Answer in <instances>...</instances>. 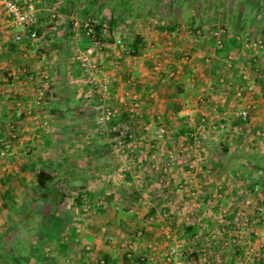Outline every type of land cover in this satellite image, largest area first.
<instances>
[{
  "label": "crops",
  "instance_id": "obj_1",
  "mask_svg": "<svg viewBox=\"0 0 264 264\" xmlns=\"http://www.w3.org/2000/svg\"><path fill=\"white\" fill-rule=\"evenodd\" d=\"M41 1L35 2L39 25L33 44L14 42L18 29L11 26L0 6V117L11 110L9 98L25 100L31 108L30 98H35L37 86L45 80L44 107L48 104L49 112L56 110L58 102L74 110L80 106L90 109L93 121L96 95L86 83L89 73L74 59L90 41L76 33L72 24L63 23L62 14L74 9L70 2ZM187 1L155 0L146 7L140 0H132L117 15L107 0H89L82 8L85 15L87 6L88 10L94 7L91 19L101 25L102 47L95 61L99 76L111 79V103L118 110L114 121L137 136L134 153L124 163L127 172L120 178L128 193L95 192L94 199L106 205L88 213V225H82L87 228L84 235L69 242L62 229H47L44 235L49 249H43L45 253L38 261L31 254L27 264H52L49 256L53 247H58L60 257H69L60 260L62 264H168L165 253L170 248L176 249L183 264H264V52L258 63L252 62L248 58L252 50H241L235 37L264 31L255 25L257 15L247 19L250 27L243 29L239 13L227 20L222 15L211 16L206 8L198 14L203 0L196 6ZM100 8H106V17H99ZM56 12L59 15L52 17ZM221 24L227 29V37L236 40L226 55L211 36ZM118 38L122 46L116 43ZM131 50L137 53L132 55ZM229 53L236 57L230 62ZM135 100L138 106L131 112L129 107ZM245 105L250 106V114L243 122L238 110ZM183 106L193 109L191 120L181 114ZM75 113L74 121L87 119L86 114ZM57 117L65 120L64 115ZM200 117L206 118L210 128L198 127ZM159 125L167 127L165 135L156 133ZM47 128L43 130L49 135ZM195 130L203 146L190 150L193 139L189 133ZM66 131L60 136L61 142ZM5 133L0 127V137ZM20 134L26 141L18 138L11 153L18 154L24 143L28 152L36 154L32 163L50 169L41 154L46 155L52 145L45 146L44 140L37 147L34 141L39 134L33 127L23 125ZM61 146L65 148L63 142ZM170 147L186 149L185 155L170 174L159 176L150 168L161 163ZM187 158L198 164L191 175H187ZM25 164L31 165V160ZM36 174L31 181H36ZM0 181L6 183V190L10 188L6 179ZM247 217L249 222H245ZM17 223L1 224L0 232L19 227ZM221 227L218 238H210V233ZM237 228L239 243L224 245Z\"/></svg>",
  "mask_w": 264,
  "mask_h": 264
},
{
  "label": "rangeland",
  "instance_id": "obj_2",
  "mask_svg": "<svg viewBox=\"0 0 264 264\" xmlns=\"http://www.w3.org/2000/svg\"><path fill=\"white\" fill-rule=\"evenodd\" d=\"M45 1L51 3V1L56 2L58 0H42L41 2ZM88 1L60 0V4L70 2V8L72 6L74 8L71 9L72 11H66L68 13H63L62 19H64L63 23L66 21L67 25L70 26L72 24L71 26L75 32V22L80 23L84 20L86 14L84 15L82 8L84 5L86 6ZM130 1L132 0H107V4L115 7L114 13L117 15L118 10L127 8ZM151 1L154 4L155 0H140L142 5H146ZM181 1L184 4L188 2L187 0ZM191 2L195 6L197 3L201 4V0H191ZM203 2L201 6L199 5L200 8L197 7L198 10L196 11L198 14H201L206 8L209 14H212L211 16L219 18L222 15L227 20L232 14L237 15L239 13L244 20L243 29L250 27L247 19H253L257 15L258 21H255V25L259 26V31H264V0H203ZM239 2L246 5L242 4L241 6ZM252 2L254 6H251ZM148 6L146 5V7ZM100 9H102L100 10L102 13L99 17H106L108 13L106 8ZM94 10V7L93 10L89 8L87 16L91 18ZM56 14L58 13L56 12ZM189 14L193 15L192 12ZM67 16L71 18L68 19ZM94 22L96 23L95 20ZM9 99H12L7 103L11 109L10 111L7 109V115L10 114V116H7L6 120L0 117V123H2L0 127L4 128L6 132L4 136L9 139V148H6L4 142L0 141V144L2 143L0 145V180L3 177L7 180L8 186H10L6 190V183L3 185L0 181V209L3 210L0 214V225L3 224L5 226L18 222L20 226L0 232V234L2 233V238H0V264H27V258H31V254L38 261L43 256V249H49L44 235L47 229L54 227L57 230L56 232H59L58 229H62V234H65L66 241L69 242H73L77 236L84 235V230L87 228H82V225L85 226L87 224L85 220L88 218V213L97 212L98 210L96 209L106 205L105 201L100 203L101 199L99 198L93 199L95 192L103 191L104 194H107L110 191L115 193L125 191V193H128V189L124 190L122 183L120 184V178H124L122 168L127 167L124 165L127 159L122 157V153L113 150L112 146L115 143L114 134L99 133V129L94 123L95 120L92 121L91 115L93 114L89 112L90 109L80 106H76L75 110L73 108L69 109L58 102L56 110L49 112L50 106L47 104L44 107L47 98H30L33 101L31 108H27L29 104L25 100L22 102L20 98ZM17 111L21 112L20 115ZM75 111L78 114H86L87 119L83 120V123L74 121ZM60 115L61 117L64 115V121L57 117ZM10 123L14 124L12 133L16 135L15 138L10 135L8 126ZM17 125L20 126V129L23 125L35 128L39 134L35 138L38 141H34L37 147L42 146L41 144H43L44 140L46 141L45 146L52 145L50 148L48 147L47 154H41V156L44 158V163L47 162L54 171V181H60L57 188L58 194H62L60 198L63 200L59 201L60 203L57 207L52 206L48 199L42 197V187L30 179L32 175L36 174L37 170L43 169L42 165L35 166V163H32L36 154L31 151L28 152L24 143L21 142L22 148L19 153L16 155L11 153V149L19 141L18 138L26 141V138L23 139V135L20 134V129ZM43 127H48L51 135H46ZM65 130H67L66 135L63 136L64 141H62L65 148H62L60 136ZM47 136H50V138ZM44 137H47V139ZM26 160L28 162L31 160V165L26 166ZM234 166H238L236 162H234ZM132 185L134 187L130 185V189L134 188L136 190L134 183ZM85 193H88L89 196L91 195L90 198H93L90 199V203H87L89 207H86V210H82L76 204L75 197L85 195ZM93 205H95L96 209H94ZM24 217L27 218L26 221L22 220ZM70 235L73 236L71 237ZM57 250H59L58 247L51 249L53 252L49 257L52 264H58L60 260L66 261V259H69L67 256H61V258Z\"/></svg>",
  "mask_w": 264,
  "mask_h": 264
},
{
  "label": "built area",
  "instance_id": "obj_3",
  "mask_svg": "<svg viewBox=\"0 0 264 264\" xmlns=\"http://www.w3.org/2000/svg\"><path fill=\"white\" fill-rule=\"evenodd\" d=\"M36 0H0V6L3 7L4 13L9 20L11 26L18 29V32L14 33L13 40L14 42H21L22 40H26V42L33 44L35 40L38 38V17L36 14ZM56 14V13H55ZM52 14V17H56ZM76 32H81L82 35L87 37L90 41L89 45L83 52H78L74 59L78 61L82 68L89 73L88 79L86 83H88L91 91L96 95L97 107H96V118L95 124L99 129V133H116L115 135V144L113 145V150L116 152L122 153V157L128 159L134 153V149L137 146V136L135 131L129 128H125L121 126L118 122H115L114 119L118 115V110L111 103V93H110V83L111 79L107 76H99L98 65L95 61L96 52L101 49L102 44L100 43V38H97L95 33V22L91 18H87L82 20L80 23L75 22ZM78 30V31H77ZM259 33V34H258ZM211 36L215 42V46L218 48H222L224 41L228 36L227 29L223 26V24L217 26L211 32ZM237 41L241 45V50H252L251 55L248 58L254 62L258 63L261 54L264 52V33L248 31L244 34L235 36ZM116 43L119 46L123 45V42L120 38L116 40ZM235 55L233 53H229L227 56V60H233ZM174 72H170L168 75L172 76ZM30 79H33V76L30 75ZM47 88V81L43 80L40 82L39 86L36 88L35 97L43 98L45 96ZM247 88L251 89V86H247ZM241 90L237 93L240 94ZM138 102L135 100L132 102L129 107V111L134 112L135 108H137ZM181 114L183 116L188 117L190 120L192 119V114L194 113L193 109L188 106H183L181 109ZM250 114V106L245 105L243 108L238 110V115L243 122L247 121ZM9 131L11 137L15 138V134L12 133L14 130V124H8ZM220 126H224L221 124ZM198 127L200 128H210V124H208L206 118L200 117L198 122ZM143 129H147V125H142ZM156 133L158 135H165L167 133V127L164 125H159L156 129ZM198 131L190 132L189 135L192 137L193 142L189 146L190 150L196 149L197 147L203 146L202 140L197 137ZM0 141H3L6 148H9L7 136L0 137ZM186 149H182L180 151L175 150V147H170L164 152V159L160 164H153L150 169L154 171L157 175H168L170 174L178 165L181 163L182 154L185 155ZM187 175H191L194 170H196L197 162L194 159L187 158ZM128 168H122V171L127 172ZM191 180L189 179L187 182L189 183ZM187 183V184H188ZM252 185H250L251 187ZM256 190V188H253ZM249 203L250 200H246ZM101 203V201H100ZM86 210V209H84ZM259 214V213H258ZM264 217V216H263ZM247 220V221H246ZM245 222H249L250 219L247 217ZM222 228V227H221ZM239 228V227H238ZM237 228L234 234H230L227 240H225L224 245L230 244L237 245L240 239V230ZM223 230L217 228L213 234L210 232V238L215 239L218 238L219 232ZM208 233V234H209ZM165 259L168 264H183L181 259L176 254L175 248H170L169 251L165 253ZM102 264H106V262L101 261Z\"/></svg>",
  "mask_w": 264,
  "mask_h": 264
},
{
  "label": "trees",
  "instance_id": "obj_4",
  "mask_svg": "<svg viewBox=\"0 0 264 264\" xmlns=\"http://www.w3.org/2000/svg\"><path fill=\"white\" fill-rule=\"evenodd\" d=\"M184 1V0H183ZM86 11H88V7L86 8ZM85 17H87V13L85 15ZM113 19L110 21L112 26H113ZM100 28L101 25L95 23V33L97 38H100ZM136 41V40H135ZM136 45V42H135ZM236 46V40L232 39V38H228L224 41L223 44V48H221L220 50L225 53V55L227 54V52L234 48ZM136 48V46H135ZM137 52L136 50H131V54L135 55ZM8 115L6 113L3 114L2 119H4V117H7ZM3 128V127H1ZM117 133V132H116ZM116 133H112L114 135H116ZM2 145V143L0 144ZM48 165H45V168H47ZM50 169L44 170V169H40L37 174H36V183H38L41 187H42V197H45L46 199H48V201H50V203L52 204V206L57 207L59 205V201L63 200L60 198V196H62V194H58V186L60 184V181H54L55 178V173L54 171L51 169V166H49ZM91 195L89 196L88 193H85V195H78L77 197H75V202L78 205V207L82 210L86 209V207L88 208V204L90 203V198ZM94 199V198H93ZM93 207L95 208V205H93ZM27 218L24 217V219H22L23 221H26Z\"/></svg>",
  "mask_w": 264,
  "mask_h": 264
}]
</instances>
